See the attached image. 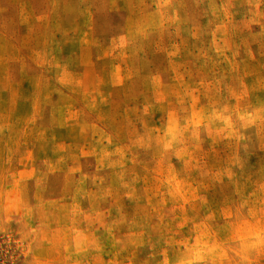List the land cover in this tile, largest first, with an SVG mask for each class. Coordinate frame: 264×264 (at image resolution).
<instances>
[{
  "label": "rangeland",
  "instance_id": "obj_1",
  "mask_svg": "<svg viewBox=\"0 0 264 264\" xmlns=\"http://www.w3.org/2000/svg\"><path fill=\"white\" fill-rule=\"evenodd\" d=\"M163 10L214 59L256 62L224 77L180 68L152 22ZM262 103L264 0H0V264H153L229 239L226 213L174 198L143 142L178 114ZM257 143L243 198L264 228Z\"/></svg>",
  "mask_w": 264,
  "mask_h": 264
},
{
  "label": "trees",
  "instance_id": "obj_2",
  "mask_svg": "<svg viewBox=\"0 0 264 264\" xmlns=\"http://www.w3.org/2000/svg\"><path fill=\"white\" fill-rule=\"evenodd\" d=\"M152 22L171 33L169 39L176 44L172 58L182 69L224 77L256 62L252 56L234 59L229 54L214 59L208 53L210 40L197 32L189 34L191 24L184 18L177 21L171 12L161 11ZM263 134L264 103L253 113L198 109L178 114L148 135L143 154L162 167L170 194L192 206L225 212L234 231L229 239H204L153 264H264V228L252 225L256 219L249 218L258 211L243 198L245 180L257 173L252 149ZM239 140L244 143L233 148Z\"/></svg>",
  "mask_w": 264,
  "mask_h": 264
},
{
  "label": "clouds",
  "instance_id": "obj_3",
  "mask_svg": "<svg viewBox=\"0 0 264 264\" xmlns=\"http://www.w3.org/2000/svg\"><path fill=\"white\" fill-rule=\"evenodd\" d=\"M176 39H179V37L177 36Z\"/></svg>",
  "mask_w": 264,
  "mask_h": 264
}]
</instances>
